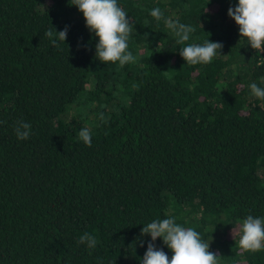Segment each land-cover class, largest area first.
Wrapping results in <instances>:
<instances>
[{
    "label": "trees",
    "instance_id": "trees-1",
    "mask_svg": "<svg viewBox=\"0 0 264 264\" xmlns=\"http://www.w3.org/2000/svg\"><path fill=\"white\" fill-rule=\"evenodd\" d=\"M71 2L0 0V264H141V228L169 217L218 264H264V248L239 246L244 219H264V99L249 87L264 88V51L228 16L238 0H117L136 57L123 67L96 57ZM166 19L193 26L190 40ZM65 26L57 48L44 33ZM207 39L220 54L185 62L180 48ZM85 232L95 249L78 244Z\"/></svg>",
    "mask_w": 264,
    "mask_h": 264
},
{
    "label": "clouds",
    "instance_id": "clouds-1",
    "mask_svg": "<svg viewBox=\"0 0 264 264\" xmlns=\"http://www.w3.org/2000/svg\"><path fill=\"white\" fill-rule=\"evenodd\" d=\"M71 5L77 6L86 21L89 31L99 38L96 43V57L102 62H119L123 67L126 63L135 62L136 57L128 51V40L132 25L127 13L118 6L117 0H72ZM207 11V10H206ZM150 15L157 21L164 19L159 8H153ZM228 16L239 25L241 37H246L251 48L257 52L264 51V0H238L235 7L228 8ZM167 27L178 37V43L190 40L195 28L191 25L166 19ZM55 28V27H54ZM68 26L55 32L47 30L46 35L52 45L59 47V42H65ZM56 37V38H53ZM223 48L221 42L207 39L203 44L189 43L180 48V55L190 65L207 64L220 54ZM252 93L264 99V88L256 83L250 84ZM31 124L18 120L14 126L17 139L26 140L31 135ZM79 138L85 145L91 147L92 139L89 128H81ZM150 234L151 241L141 259V264H218L217 253L209 251L210 242L201 240L199 232L192 228H184L177 224L175 217L153 220L141 228V235ZM160 237L173 255L169 259L163 249H158L154 241ZM78 244H85L89 250L97 246L95 235L85 232L78 239ZM264 219L248 215L242 224V235L239 246L245 251L256 252L264 248ZM143 246V242H141Z\"/></svg>",
    "mask_w": 264,
    "mask_h": 264
}]
</instances>
